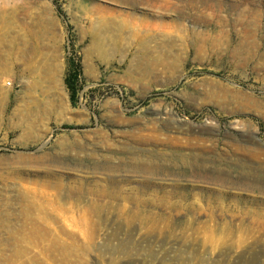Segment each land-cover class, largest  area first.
<instances>
[{"label": "rangeland", "instance_id": "rangeland-1", "mask_svg": "<svg viewBox=\"0 0 264 264\" xmlns=\"http://www.w3.org/2000/svg\"><path fill=\"white\" fill-rule=\"evenodd\" d=\"M0 264H264V0H0Z\"/></svg>", "mask_w": 264, "mask_h": 264}, {"label": "trees", "instance_id": "trees-1", "mask_svg": "<svg viewBox=\"0 0 264 264\" xmlns=\"http://www.w3.org/2000/svg\"><path fill=\"white\" fill-rule=\"evenodd\" d=\"M81 72L78 63L71 61L65 76L67 88L70 93L72 102L75 104L81 89Z\"/></svg>", "mask_w": 264, "mask_h": 264}]
</instances>
